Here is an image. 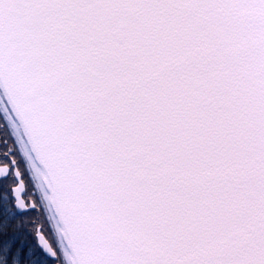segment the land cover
I'll use <instances>...</instances> for the list:
<instances>
[{"label": "snow or ice", "instance_id": "snow-or-ice-1", "mask_svg": "<svg viewBox=\"0 0 264 264\" xmlns=\"http://www.w3.org/2000/svg\"><path fill=\"white\" fill-rule=\"evenodd\" d=\"M0 144V264H264V0H0Z\"/></svg>", "mask_w": 264, "mask_h": 264}, {"label": "trees", "instance_id": "trees-1", "mask_svg": "<svg viewBox=\"0 0 264 264\" xmlns=\"http://www.w3.org/2000/svg\"><path fill=\"white\" fill-rule=\"evenodd\" d=\"M36 219L39 220V223L36 224V227L44 226L45 231L51 233L52 241H53V242H57V240H56V235H55L54 228H53V225H52L51 223H48V224L45 225V223H44V219L40 217L39 209H37V212H36ZM57 239H58V237H57Z\"/></svg>", "mask_w": 264, "mask_h": 264}, {"label": "flooded vegetation", "instance_id": "flooded-vegetation-1", "mask_svg": "<svg viewBox=\"0 0 264 264\" xmlns=\"http://www.w3.org/2000/svg\"><path fill=\"white\" fill-rule=\"evenodd\" d=\"M8 149L11 150L13 145L11 142L8 143L7 145ZM18 147V146H17ZM5 153V148L2 144H0V162H3V159H4V154ZM13 157L12 156H9L8 159H12Z\"/></svg>", "mask_w": 264, "mask_h": 264}, {"label": "rangeland", "instance_id": "rangeland-1", "mask_svg": "<svg viewBox=\"0 0 264 264\" xmlns=\"http://www.w3.org/2000/svg\"><path fill=\"white\" fill-rule=\"evenodd\" d=\"M56 240L58 241L57 236H56Z\"/></svg>", "mask_w": 264, "mask_h": 264}]
</instances>
